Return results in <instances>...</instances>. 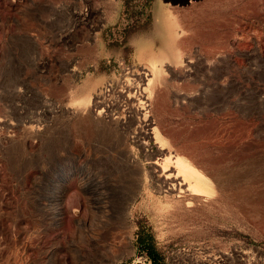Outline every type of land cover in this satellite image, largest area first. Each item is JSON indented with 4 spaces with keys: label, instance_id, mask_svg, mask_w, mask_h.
I'll return each mask as SVG.
<instances>
[{
    "label": "rangeland",
    "instance_id": "374dc122",
    "mask_svg": "<svg viewBox=\"0 0 264 264\" xmlns=\"http://www.w3.org/2000/svg\"><path fill=\"white\" fill-rule=\"evenodd\" d=\"M152 57L149 116L115 85ZM151 126L194 145L197 205L151 179ZM139 231L162 264H264V0H0V264H148Z\"/></svg>",
    "mask_w": 264,
    "mask_h": 264
},
{
    "label": "bare ground",
    "instance_id": "6f19581e",
    "mask_svg": "<svg viewBox=\"0 0 264 264\" xmlns=\"http://www.w3.org/2000/svg\"><path fill=\"white\" fill-rule=\"evenodd\" d=\"M206 16H207L206 14H203V15L197 17L195 20L198 24H200L204 21V19L207 20ZM208 16L209 17H215V16H219V14L215 12L212 15H211V13L208 14ZM170 19H171V17H170ZM153 59H155V58L154 57L148 58V60H149L148 63H149L150 68H151L150 69V75H151L150 78H147L146 74L143 72H140V73L137 72V73H135V75H133L134 78H131V79L127 78L123 81H120L119 83H117L115 85L117 87V89L119 88L121 94L126 99L125 101H126V104L129 106V108L130 107H132V108L133 107L134 108L139 107L140 111L141 110L144 111L145 114L149 115V116L154 111L155 105H156V100L151 95L152 89L150 87L151 86L150 84H153L152 83L153 80H151V79H152V77L158 76V74L160 72L158 64H157V60L156 59L153 60ZM145 71L147 72V70H145ZM114 91L112 90V92H114ZM98 106H100V105H97L96 108ZM101 108H100V111H98L99 109L97 110L98 113L101 112ZM102 111H103V109H102ZM104 113L102 112V114H104ZM95 114H97V113H95ZM145 114L143 113V115H145ZM142 132L144 134L146 132L145 135H147V134H148V136L152 135L155 139L159 140L157 130L155 128H153L152 126H151V128L146 129L145 132H144V130ZM177 138H179V136ZM177 138L173 141L174 144H171V145L167 144V148H165L166 144L162 143L163 142L162 140H159V142L161 144L158 146L157 152L153 155L152 159L150 158L151 160L148 162V173H149L151 179L159 182L165 188V191L168 194H170L171 196L173 194H180V195L186 194V195L190 196V198L188 197L190 199L188 204L189 205L191 203L196 204V202L201 201V199H202L201 196H206V197L209 196L208 194H206V190L208 187V182L210 180L207 177L205 170H202L203 168L200 169L199 166H197V164L195 163V158H194L195 155H193L191 152L192 149L194 148V145L189 143V142L184 144V146H186V148L190 149L189 150L190 153L187 155H183L182 153H180V150H179L180 147H178L176 145L179 142V139H177ZM141 165H143V164H141ZM143 169L146 170V167L144 166ZM138 171H140V170H138ZM165 195L167 196V194H165ZM207 202H209V201L207 200Z\"/></svg>",
    "mask_w": 264,
    "mask_h": 264
},
{
    "label": "trees",
    "instance_id": "16d2710c",
    "mask_svg": "<svg viewBox=\"0 0 264 264\" xmlns=\"http://www.w3.org/2000/svg\"><path fill=\"white\" fill-rule=\"evenodd\" d=\"M135 244L139 253L145 255L148 264H162V257L154 248L152 240L148 234L143 231H139Z\"/></svg>",
    "mask_w": 264,
    "mask_h": 264
},
{
    "label": "crops",
    "instance_id": "0c3cea01",
    "mask_svg": "<svg viewBox=\"0 0 264 264\" xmlns=\"http://www.w3.org/2000/svg\"><path fill=\"white\" fill-rule=\"evenodd\" d=\"M203 40H204V41H207V40H208V38H204Z\"/></svg>",
    "mask_w": 264,
    "mask_h": 264
}]
</instances>
